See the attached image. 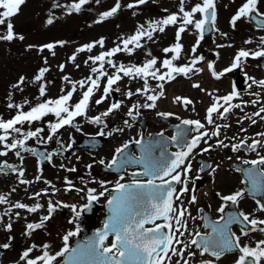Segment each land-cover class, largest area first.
Listing matches in <instances>:
<instances>
[{
    "label": "snow or ice",
    "instance_id": "1",
    "mask_svg": "<svg viewBox=\"0 0 264 264\" xmlns=\"http://www.w3.org/2000/svg\"><path fill=\"white\" fill-rule=\"evenodd\" d=\"M91 0H76V2L67 6V13L73 11L79 13L83 6L88 5ZM97 4L100 0H95ZM189 0H179L178 12L169 13L166 16L146 22V26L138 25L135 32L127 37H120V42L111 49L101 51L99 54L89 56L84 62L86 65L91 64L90 75L79 81H72L68 76H63L62 79L71 85L69 89L61 88V94L56 98H47V84L51 81H45V73L49 71L47 67H41L33 79V83H39L37 96V103L30 105V102L25 99L22 104L12 102V93L8 96V109H15L16 114L11 119L4 120L0 118V145L4 150H0V156H6L9 152L23 160L21 152H29L33 155H39L44 160L51 162L52 153H37L35 148L27 146V141L35 139L40 143H47L57 136L61 129L65 127L75 128L76 131H81L77 123L78 118H82L88 124H95L102 126L97 133L99 136H105L104 128L107 127L105 123L106 117L112 113L119 111L123 106V101H116L111 103L108 108L96 116H89L88 112L91 107L92 100L97 91L102 88V95L99 99H95V104L100 105L104 103L114 92H121L119 83L124 79L141 80L143 86L137 88L135 93L130 89L123 93L125 98H131L133 95H142L145 97L143 104L139 102L129 107L126 115L133 120L140 115L139 109H153L156 107V102L164 96V84L161 81L168 83L174 81L177 76L190 78V74H198L202 69L197 68L196 65L200 62L202 57L196 56L188 64L177 65L175 62L181 58L183 52V45L181 44V36L183 33L189 31V26L193 27L197 32V41L193 45L191 51L195 53L200 41L204 38L206 30L219 31L216 28L217 23V2L216 0H200L191 6L190 10H186V4ZM26 3V0H0V26H4L6 31L0 34V41H13L19 39L23 41V35L16 34L14 31V24L12 18L17 16ZM147 3V0H133V2L126 5L127 9H135L140 5ZM260 0H244L241 6L236 10L235 14L231 16L229 24L235 28L242 19L255 20L257 26L264 29V12L259 10ZM53 7H64L60 4H54ZM121 0H116L115 4L107 11L101 12L99 18L95 23L104 22L110 17H113L121 10ZM167 12V9L164 10ZM136 13L133 12V15ZM199 14V19L196 18ZM55 17L49 16L46 23L53 24ZM170 26H176L175 43L169 47L162 49L165 54V59L158 61L151 52L146 55L151 57L146 59L143 64H124L117 63L113 58L118 53H125L129 56L134 54L137 49L144 48L146 42H155L156 33H165ZM226 36V33H221ZM145 41V43H142ZM252 41L246 40L249 44ZM65 42L60 41L56 43H48L40 47L43 52L47 49L53 56L56 55L54 48L57 44L63 46ZM104 38L97 41L85 44L76 49V52L68 59L70 62H75L77 54L82 52H92V50L99 46L104 48ZM231 47V45H227ZM33 47L32 45L28 46ZM217 47H225V45H217ZM171 53L169 57L168 54ZM251 57L264 58V36L259 38V46L256 50L239 49L232 59L230 67L217 72L212 63L208 64V69L215 79H220L225 73L232 72L234 69L243 67L246 60ZM47 63V59H45ZM159 65V66H157ZM79 68V64L75 65ZM61 72L64 71L65 65H59ZM111 69V73L109 72ZM163 69V71H162ZM250 81L249 88L252 86L259 87L264 91V79L257 80L254 77L248 76ZM26 78L21 76L17 83L11 85L13 89L23 91L21 85L25 83ZM150 80L157 81L156 87L152 88ZM43 81V82H42ZM102 81H106L102 83ZM81 90L80 98L73 103L74 94ZM194 88H200L205 91L199 84H193ZM159 89V91H157ZM257 97L252 101L253 105L259 104V97L261 93H250ZM212 103L206 109L205 121L208 126H212L211 131L206 127L205 123L200 120L182 119L180 124L176 126V134L170 140L178 151L168 153L166 146H159V153L156 154L155 149L158 145L145 144L142 139H136L131 143L140 146L141 155L135 156L132 154H125V150L129 147V142H126L121 147L115 149V154L108 162L102 158L98 161L106 169L120 171L126 165L137 164L143 168L142 172H133L131 176L147 177L146 180L132 179L130 183H122L124 176L120 175L114 186L110 189L106 181H98L101 191L88 187L85 193L86 203L82 206L76 204L68 205L61 201L53 204L51 200L48 201L47 215L40 217L39 222L27 223L26 236H30L35 230L43 229L46 223L50 221L57 207L71 208L73 219L69 223H74L79 220L82 213L91 211L92 206L100 200V198H107L108 216L103 224L102 230H97L93 237L78 244L76 247L69 246V239L78 235L80 228L77 225L75 231H68L63 237V247L55 253L49 251L50 245L45 243L40 246L41 254L30 258V253L37 248L35 244L26 249L20 256V260L25 264H173V257H178L174 264H192L191 259L197 255V251L201 257L208 255L214 259H202L199 264H216L221 257L233 251L239 252L235 264H264V239L258 240L255 246L248 244L241 245V236H248L249 232L259 231L264 233V219L250 218L249 214L244 212H228L227 217L221 215L216 221H209L206 217L204 220V227L210 228V232L201 233L199 230L190 231L188 227V219L195 220L187 207L184 206L183 195L189 192L187 186L189 174L192 170L191 157L194 156L195 150L198 149L201 143L208 145L200 148V154L207 153L212 150V145L209 140L216 138L215 147L228 149L231 148L233 153H238L242 150L252 151L257 153V159L243 160V164L250 165L249 168L243 170L245 180L242 183L249 185L248 191L253 196L264 195V155L258 151L259 148H264V132L256 135L261 139H252L248 143V138L233 137L232 140L238 142L225 143L220 139L221 128H229V124H218L217 119L226 120L228 114L233 109H241V104L233 103L234 98L239 96L236 87L233 86L232 91L224 96H213ZM223 101V103H221ZM174 102H182L184 105H190L193 101L187 97H175ZM29 105L27 111H24V106ZM264 105L258 111L251 115H245L238 123H242L243 119H248L252 124L257 121L254 117H259L264 120ZM54 117L53 120L47 122L48 135L46 139L41 136L44 132L43 127H36L31 130V126L35 122H43L48 116ZM159 116L168 117L172 113H157ZM177 119H180L177 117ZM29 126V130H24V125ZM124 124L131 127L128 121ZM183 125L184 127H181ZM122 131V129H118ZM242 132L246 129L241 128ZM195 133V134H193ZM107 135H111L108 132ZM163 137V133L159 134ZM190 137V138H189ZM71 140V137H70ZM10 141V142H9ZM60 143V141H57ZM72 143L66 146L62 145L63 151H68L72 148ZM239 158V157H238ZM79 160L80 158L77 157ZM231 159V157H229ZM63 169L65 166L60 165ZM88 169L93 167L92 164L86 166ZM205 165L202 163L198 171H203ZM210 167V166H208ZM10 170L17 173L20 184H31L32 181L23 179L25 173L22 168H17L14 165L5 162H0V173ZM68 172H76L75 167L66 168ZM216 169L213 168L212 172ZM90 174V173H89ZM36 181L41 180V176H36ZM83 179V178H81ZM199 179V175L197 176ZM97 182V181H94ZM52 189V195H55L56 189L51 185L50 181L45 180ZM66 185L65 192L76 191L77 193L84 192V188H77L74 183L68 178H64ZM183 185L179 191L174 185ZM12 191H15L13 189ZM47 189L41 190L33 194L32 199H36L43 195H48ZM219 198L224 202L217 209L219 213H225L227 205L230 203L235 206L238 205L240 199L244 196L243 190L236 191L233 194L221 195L217 193ZM197 197L193 194L188 201L189 204H195ZM10 204L11 206L5 211V215L11 212L12 208L26 209L29 213H36L43 207L39 202L32 206L26 205L22 202L11 203L7 194H0V205ZM258 209L264 212V203L257 201ZM19 216V213H16ZM232 224L247 225L249 227H241L240 235H236L231 231ZM147 225H151L150 227ZM11 224L6 225L5 230L11 231ZM111 236V243L106 244V241ZM188 237V238H186ZM12 238L9 237V240ZM4 249L10 247L9 243L2 246ZM195 250H190V249ZM187 257V258H186ZM60 258V259H58Z\"/></svg>",
    "mask_w": 264,
    "mask_h": 264
},
{
    "label": "rangeland",
    "instance_id": "2",
    "mask_svg": "<svg viewBox=\"0 0 264 264\" xmlns=\"http://www.w3.org/2000/svg\"><path fill=\"white\" fill-rule=\"evenodd\" d=\"M74 2H76V0H26L19 14L12 18L15 33L23 35L25 39L23 41L15 39L11 42L0 41V118L8 120L16 114L15 109L7 108L10 92L12 93L13 103L22 104L25 99L30 102V105H35L38 102L36 98L39 95V83H33L32 81L41 67H47L49 69V71L45 73L44 79L45 81H51V83L47 84V96L44 97V99L56 98L61 94V88L67 90L71 87L70 84L62 79L63 76H68L72 81H79L91 74L90 62L87 65L84 63L89 56L97 55L101 51H106L115 47L120 42L121 36L127 37L133 34L138 25L143 24L146 26V22L160 19L169 13L178 12L179 8V0H147V3L140 5L138 8L127 9L126 5L133 2V0H121V10L113 17L97 24L95 21L99 18V14L109 10L115 4L116 0H100L99 4H97L95 0H91L88 5L83 6L79 13L73 11L68 14L67 6ZM198 2H200V0H189L186 4V10H190L191 6ZM216 2L218 16L216 28L219 31L211 30L210 35L200 41L197 51L192 53L191 49L193 45L196 44L197 35H195L196 30L189 26V31L183 33L181 36L180 42L183 45L181 58L175 62L177 65H185L194 57L199 56L202 57V59L196 67H201L202 71L198 74H190V78L177 76L174 81L168 83L163 81L159 82L164 84V96L156 102L155 108H140L139 112L141 115L150 117L151 120L157 119V113L174 114L176 112L179 114V118L199 115L203 107L201 106V102L205 100V98H209L207 91L210 92V89L214 91V89L218 88L214 92L222 95L223 92L229 88V79L233 80L236 75L241 78L245 71L254 73L256 76H261L263 74L264 68L261 65L260 59L248 58L242 69H234L221 79H212L208 77L204 67L205 61L208 59L206 55L207 52L216 50L217 57H215V59L217 61V69H219V67L231 61L230 57L239 45H245V41L250 39L252 42L245 46L249 49L255 46L258 47L259 38L264 36V29L257 28L248 19L239 21L235 28L229 24L230 16L233 12L232 10L236 8H234V6L244 2V0H216ZM54 4H60L64 7H53ZM258 7L259 9L264 8V0H260ZM165 9H167V12L164 11ZM133 12L136 14L133 15ZM50 15L55 17V19L53 24L48 25L46 21ZM196 18L199 19L198 15ZM4 31H6V28L0 26V34ZM175 31L176 26H170L166 29L165 33L154 34L155 42H146L144 48L137 49L131 56L125 53H118L113 59L117 63L122 62L126 65H141L146 59L151 58L146 55L147 52H151L152 56H155L158 61H162L166 58L162 49L175 43ZM221 33H226L227 35L222 36ZM102 37L105 41L104 48L96 46L90 53L85 51L77 54L74 63L69 61L68 58L76 52L77 48L97 41ZM60 41L65 43L63 46L57 44L54 48L56 53L55 56L47 49L43 52L39 50L40 47L45 44ZM142 43H145V41H142ZM29 45L33 47L29 48ZM217 45H225V47H217ZM227 45H231V47ZM168 56L170 57L171 53H169ZM45 59H47V63H45ZM61 64L65 65L63 72H61L59 68ZM76 64H79V68L75 66ZM238 70H241V73ZM111 71L112 70L109 69L110 73ZM21 76L26 78L25 83L21 85L23 91L13 89L11 85L17 83ZM192 81H197L200 87L205 91H201L200 88H194L193 85H191ZM104 82L106 81H102V83ZM156 84L157 81L150 80L152 88H155ZM142 86L143 82L141 80H129L128 78H124L119 83L121 92L112 93V95L100 105L95 104V99H99L102 95V88L97 91L88 112L89 116L100 114L113 102L123 101V106L119 111L104 118L107 125V127L104 128L105 136L97 135L102 126L88 124L82 118H78L77 123L81 131H76L75 128L65 127L59 131L53 140L47 143H40L35 139L27 141V144H47L51 148L55 146L56 140H59L63 146L71 142L73 145L72 148H74L72 153L63 151L56 152L52 155L51 162L48 161L43 165H40L33 156H30V153H26L25 156L23 155V160L18 158L14 152H9L6 156H0V162L6 161L8 164L14 165L18 169L22 168L25 173L23 179L32 181L31 184H20L17 173L5 170V172L0 173V194H7L11 203L21 201L26 205L32 206L39 202L43 205L41 209L33 214L27 212L26 209L12 208L11 212L7 215L4 213L11 205H0V240L3 243H17L14 250L6 251L7 249H4L2 251L0 255V264H6V262L10 260H12L14 264H19L18 261H20V256L33 244H35L37 248L30 253V256L36 257L40 255V246L45 243L50 245L49 251L55 253L63 247L62 237L68 231L76 230L78 225L77 221L69 223V220L73 219V216H70L68 219L61 218L63 221H59V215L55 214L52 219L46 223L45 228L35 230L30 236L24 234L26 232L27 223H30L32 220L39 222L40 217L45 215L48 201L51 200L53 204L55 203L53 198H50L53 197L51 194L52 192H50L53 189H50L48 184L46 186L48 187L47 190H49V194L43 195L46 197L41 196L36 199L30 198L34 193L41 191L40 187L45 180L50 181L51 185L58 188L63 184L64 178L68 177L77 188H84V193H86L88 187L97 189V192L101 191L98 181L109 182L107 184L109 187L110 183L119 180L117 177L111 179L113 177L104 171L103 165H100L98 161L103 158L105 162H107L116 144L122 143L126 139L133 138L136 134L138 127L134 123H131V117L127 116L126 113L133 104L137 102L143 104L146 102L145 97L142 95H133L129 99L125 98L123 93L129 89L135 93L136 89ZM77 88L78 91L74 94L73 103L77 101L81 95L79 86H77ZM246 90L249 91V93L256 92L261 93V95L264 93V91L257 86L254 85L252 88H249L244 83L241 86L243 95H245ZM157 91H159V89H157ZM180 95H188L193 103L184 108L180 102H174V98ZM252 101L253 100H250L245 104L250 110H254L255 112L259 104L253 105ZM28 108L29 105H25L23 110L27 111ZM234 111L236 112V117H233L231 120L227 119V121L230 122V127L225 129L227 130L226 134L228 133L231 137L238 138L241 137H239V135L243 134L245 138H248L249 142L252 137H259L256 135L257 133L264 132V120H261L259 117H254L257 121L255 124H252L248 119H243L242 123H238L237 121L245 117L247 111L241 109H235ZM248 115H251V112ZM261 115H264V113ZM53 119L54 117L50 115L46 117L43 122H35L31 126V130H35L36 127H43L45 130L41 133V136L46 139L48 135L46 124ZM125 120L128 121L131 127L124 124ZM241 128L246 129V132H242ZM118 129H122V131H118ZM24 130H29L27 124L24 125ZM108 132H111V135H106ZM146 132L147 130L145 129V133ZM85 136H98L102 139V142L94 148L81 147L78 145L76 147V143H79ZM105 137L107 138L103 139ZM259 139H261V137H259ZM216 149V154L219 158L227 156L224 152L225 149ZM0 150H4L2 145H0ZM261 152L264 153V148H261ZM77 157L80 159L78 160ZM239 158L242 159V156H239ZM234 159L237 160L238 158L234 157ZM61 164H63L65 168L62 169L60 167ZM89 164L93 165L91 169L86 167ZM75 165H77L78 168L80 167L76 175L73 172L65 170ZM225 169L226 168L221 166L216 170L218 173V186L223 187L225 190H229L233 188L235 183L232 181L234 174H230V172H227ZM83 172L85 174H83ZM37 175L41 176V180L36 181L35 178ZM13 189H15V191H12ZM101 199L102 198H100V200ZM102 212L104 214L105 209L101 205L92 218L89 224L90 227L98 223L99 220L101 221ZM16 213H19V216H17ZM35 221L33 222L35 223ZM9 223L12 226L11 231H6L5 227ZM77 236L69 239V246ZM80 236L83 235L81 234ZM9 237L12 239L9 240ZM253 243L254 242H242L241 245L248 244L251 246ZM106 244H109V240L106 241ZM193 258L194 257L190 258L192 264H197L194 262ZM233 258V255H228L221 260L220 264H230ZM176 259L177 257H173V260Z\"/></svg>",
    "mask_w": 264,
    "mask_h": 264
},
{
    "label": "flooded vegetation",
    "instance_id": "3",
    "mask_svg": "<svg viewBox=\"0 0 264 264\" xmlns=\"http://www.w3.org/2000/svg\"><path fill=\"white\" fill-rule=\"evenodd\" d=\"M242 3H238L236 6H234V8L235 7L236 8L232 10L233 12H232L231 16L235 14L236 10L241 6ZM259 10L261 12H264V8L259 9ZM197 15L199 17V14H197ZM250 22L252 24H254L257 28H259L253 20H250ZM259 29H261V28H259ZM195 35H198L196 31H195ZM206 36H208V35H204V38ZM245 45H247V44H245ZM245 45H239V47L232 53V55L230 57L231 61L227 64L222 65L221 67H219V69H223L224 67L230 66L233 57L235 56L236 52L239 49H241V48L249 49ZM255 48L257 49L258 47L255 46L251 50L254 51V50H256ZM211 51L212 52H207V54H206L208 56L207 57L208 58L207 59V65L209 63H212L215 67H217V61L215 59V57H217L216 56L217 52H216V50L215 51L211 50ZM249 58H251V57H249ZM252 97H253V95H251L249 93V91H247V96L245 97V103L252 100ZM241 108L243 110L247 111V113H248L249 107L247 105H243ZM178 115L179 114L176 112L173 115L168 116V117H163V116L158 115L156 117L157 119H155V120H151L150 117H145L141 114L139 116H137L135 120H133L131 118V123H134L138 127L136 134L134 135L133 138L126 139L124 142L116 144L114 147V150L111 152L110 156L108 157L107 162L110 161V159L114 155L116 148L121 147L126 142H129V144H131L132 141L139 138L140 132H141L140 121H142L145 124V129L147 130L146 135H159L160 133H163L164 136H167L168 138H170L171 136H173L172 125L180 122L182 119H190L188 117L177 119ZM226 132H227V130H226ZM226 132L223 133V135H221L219 138L224 139L225 137H228V139L224 140L225 143L238 142V139L235 141L232 140L233 137H231L228 133L226 134ZM193 134H195V133H193ZM106 135H107V133H106ZM239 137L245 138V136H243V134L239 135ZM106 138L107 137H105L103 139H106ZM252 139H259V137L258 138L252 137ZM251 141L252 140H249L248 143H251ZM78 144L79 143H76V147ZM209 144L212 145V150H210L207 153L200 154V148H204V147L208 146V145L201 143L200 147L195 150L194 156L191 157L192 170L189 174V179H188V184H187V186L189 188V192L185 193L183 195L184 206L189 209L191 216L196 218L195 220H192L190 218L188 219L189 230L193 231V232L199 230L201 233L210 232L211 231L210 228L204 227V220L202 219V217H206L209 221H216L221 215H224L225 217H227L228 212H241L242 211L245 214H249L250 218L254 217L257 219H264V212H261L258 209V205H257L258 200L260 202L264 203V195L253 196L248 191L249 185L246 183H242V181H244L246 179L244 176L243 170L250 167V165L243 164L242 161L243 160L257 159V153L256 152L253 153L252 151H244V150H242L238 153H233L231 151V148H228V149L224 150V152H225V154H227V156H225L224 158H219V156L216 154V150H217L216 149L217 147H215L216 138H212L211 140H209ZM66 145L67 144H65V146ZM27 146L31 147V148H33L34 146L44 148L46 153H52V154H55L56 152H59V151H61V152L63 151L62 150V144L58 143L57 140L55 141V146H53V148L49 147L47 144L46 145L45 144L39 145L37 143L27 144ZM167 150L170 153H172V152L178 151L179 149L175 145L169 143L167 146ZM73 151H74V148H71L70 150L66 151V153H72ZM258 151L260 152L261 155H264V153L261 152V148L258 149ZM63 152H65V151H63ZM133 152L136 153L135 149H133ZM26 153H29V152H23L22 151L21 156H23V155L25 156ZM30 154H31L30 156H33L40 165L46 164L48 162L47 160H44V159L41 161L37 157V155H33L32 153H30ZM239 156H242V159L238 158ZM229 157H231V159H229ZM234 157H237L238 159L236 160V159H234ZM202 163L205 165V167H204L203 171H198L200 169ZM208 166H210V167H208ZM221 166L226 168L225 170L227 172H230V174L231 173L234 174L232 181L235 183H234L233 188H231L229 190H225L223 187L218 186V173H217V171L212 172L213 168H215L217 170ZM72 167H75L77 169L76 172H78V170H80V167L78 168L77 165L72 166ZM136 169H137V167L127 165V166H125L124 169H122L119 172L118 171H109V170L108 171L104 170V171L107 172L108 174H110L111 177H113L111 179H114L116 177L119 178L120 175H123L124 176L123 181H131L132 179H135L133 176H131V173L133 171H135ZM76 172H73V173L76 175ZM83 174H85V173L83 172ZM198 175H199V179H197ZM115 182L110 183L109 188L113 184H115ZM46 185L47 184H45L43 182V185L40 187V189L41 190L48 189V187ZM174 186L177 189V191H179V189L183 185L176 184ZM65 187H66V185L63 182V184L61 186H59L58 188H55L56 189L55 195H53V197H50V198H53V200L55 201L54 204H56L57 201H61L64 204H68V205L76 204L79 207V206L84 205L87 202L86 199L84 198L85 197L84 192H80V193H77L76 191L65 192V190H64ZM50 189H51V187H50ZM241 190H243L244 196L240 199L238 205L233 206L229 203L226 207L225 213H219L217 211V209L221 206V204L224 203L219 198L217 193H219L221 195H229V194L235 193L236 191H241ZM47 191H49V190H47ZM52 191L53 190H51L50 192H52ZM193 194L197 197V202L195 204H189L188 201L191 199V196ZM107 195L108 194H106L105 197ZM43 197H46V196H43ZM105 197H102L101 200L96 202V204H94L92 206L91 211H87V212L82 213L79 220H77V224L80 228V231L78 233L79 236L81 235V223L85 222L86 220H90V218H93L95 213L97 212V210H99V206L102 205V207H104ZM43 199H46V198H43ZM17 202H21V201H17ZM103 212H102V214H103ZM31 214H33V213H31ZM47 214H48V212L45 213V215H47ZM55 214L59 215V218H60L59 221H63L61 218L68 219L70 216L71 217L73 216L71 208H63V207H57V210L53 215H55ZM33 221H35V220L30 221V223H34ZM35 223H36V221H35ZM100 223H101V221L99 220V222L96 224H93L92 227H96ZM230 227H231V231L239 236L240 232H241V227L247 228L249 226L240 225V224H232ZM186 238H188V237H186ZM262 239H264V233H261L259 231L249 232L248 236H241L240 243L242 244V242H254L253 245H251L254 247L256 241L262 240ZM108 240L111 242V237ZM0 244L3 245L5 243H3L0 240ZM16 246H17L16 242L11 243L9 249H7L6 251H12L16 248ZM190 250H195V249L193 248ZM228 255L234 256L232 262L230 263V264H234L235 260L238 258L239 252L233 251V252L224 254L219 261H216V264H220L221 260ZM34 257L35 256H30V258H34ZM177 259H178V257H177ZM202 259H214V258H212L208 255L201 257L197 251V255L193 258L194 262L199 264L200 260H202ZM174 262H175V260H173V264H174ZM18 263L19 264H25V262L21 261V260L18 261ZM6 264H14V263L12 260H10V261H7Z\"/></svg>",
    "mask_w": 264,
    "mask_h": 264
},
{
    "label": "water",
    "instance_id": "4",
    "mask_svg": "<svg viewBox=\"0 0 264 264\" xmlns=\"http://www.w3.org/2000/svg\"><path fill=\"white\" fill-rule=\"evenodd\" d=\"M253 21L255 22V20H253ZM210 32H211V30H206L204 35H209ZM260 61H261L262 67L264 68V58H260ZM179 124H180V122L175 123L174 125H172L173 135L176 134V131H177L176 126L179 125ZM140 127H141V132H140V136H139L138 139H142L143 142L146 145L147 144H150V143L151 144H154V145H158V147L155 149L156 154L159 153V146L160 145L166 146V149H167V146H168L169 143L173 144L171 142V140H170V138L172 136L170 138H168L167 136H164V135H163V137H161L160 135H146L145 134V124L142 121H140ZM181 127H184V126L181 125ZM101 142H102V139L100 137H98V136H85V137H83L81 139V141L79 142L78 146L88 147V148H94V147L98 146L99 144H101ZM173 145H175V144H173ZM33 148H35L37 150V153H41L42 152V153L47 154L44 148H39V147H36V146H34ZM133 149H135L136 153L133 152ZM167 152L170 153L168 150H167ZM129 153L132 154V155H135V156H140L141 155L140 146L136 145L135 143L129 144L128 149L125 150V154L127 155ZM37 157L41 161L43 160V158L41 156L37 155ZM128 166L137 167V169L135 171H133V172H142L143 171V168H142L141 165L129 164ZM103 169L104 170H109V169H106L104 166H103ZM109 171H116V170L115 169H112V170H109ZM135 178L136 179H140V180H146L147 179V177H144L142 175L141 176H138V177H135ZM130 182L131 181H125V182H122V183H130ZM106 203H107V199L104 202L105 213L101 217L102 223L100 225L96 226V227H90L89 224H90L92 218H90V220H86L85 222H82L81 223V234L83 236H77L73 240V242H72V244H71L70 247H76L78 244L84 243L85 241H87L88 239H90L91 237H93V235L95 234V232L97 230H102L103 224H104V222H105V220H106V218L108 216V211H107ZM7 249H9V248H7ZM3 250H4V248L3 247H0V255H1V253H2Z\"/></svg>",
    "mask_w": 264,
    "mask_h": 264
}]
</instances>
